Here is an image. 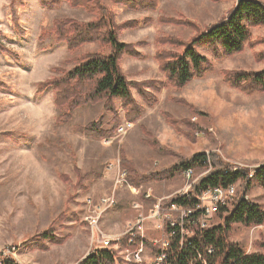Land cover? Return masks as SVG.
I'll list each match as a JSON object with an SVG mask.
<instances>
[{
	"label": "rangeland",
	"instance_id": "obj_1",
	"mask_svg": "<svg viewBox=\"0 0 264 264\" xmlns=\"http://www.w3.org/2000/svg\"><path fill=\"white\" fill-rule=\"evenodd\" d=\"M144 1L149 5L141 9L103 3L117 25H126L118 41L131 51L121 57L120 68L133 85L139 116L130 122L120 101L111 112L101 100L77 108L69 121L60 123L56 91L42 85L65 77L81 57L110 51L98 42L70 51L65 41L57 40L54 28L62 21L88 24L98 18L97 10L65 0L51 6L53 0H46L49 5L0 0V254L17 264H79L95 249L114 250L121 263L128 264L126 259L132 258L119 243L129 232L163 249L166 216L147 198L188 194L191 181L195 184L210 168L194 171L190 182L182 174L163 180V172L172 169L177 158L156 150L153 140L185 159L216 153L236 168L254 170L264 164V93H244L224 77L227 72L264 71V27L252 29L250 43L232 57L200 51L211 69L177 88L161 71L156 54H181L177 43L223 22L238 0ZM254 1L264 5V0ZM96 122L101 132L113 130L110 137L86 131ZM125 123L133 127L119 135L117 128ZM129 169L140 179L158 176L162 181L142 183L134 193L126 179L116 185L118 171ZM110 197L116 206L91 222L95 206ZM246 199L264 210V188L253 185ZM169 216L178 218L175 213ZM141 218L145 221L139 231ZM220 223L221 217L214 215L207 227ZM47 232L51 240L43 238ZM104 241L111 246L104 248ZM230 241L248 254L261 252L264 226L235 225ZM155 259L153 251L144 248L142 261L130 264H154Z\"/></svg>",
	"mask_w": 264,
	"mask_h": 264
},
{
	"label": "trees",
	"instance_id": "obj_2",
	"mask_svg": "<svg viewBox=\"0 0 264 264\" xmlns=\"http://www.w3.org/2000/svg\"><path fill=\"white\" fill-rule=\"evenodd\" d=\"M41 1L47 4L46 0ZM54 1L48 2L50 5H47H55ZM65 1H69L74 6L92 5L97 10L98 18L88 24H79L74 21L58 22L54 28L57 40L65 41L70 51L85 44L98 42L108 46L110 52L85 55L79 59L80 64L66 73L65 77L40 86L41 88L52 86L55 89L56 106L61 113L59 122L69 121L71 114L77 108L101 100L106 101V107L111 112L115 111L114 102L120 101L126 111L127 119L133 122L139 116L141 108L134 102L131 90L133 85L127 81L120 68L121 57L130 52L131 47L118 41L119 31L126 25L116 24L114 15L103 4L107 0ZM109 1L114 4L124 3L134 9L149 5L144 0ZM259 27H264V5L254 0H238L236 7L223 22L199 34L189 42L177 43L176 47L183 48L181 54L169 55L167 52H159L156 54V60L169 83L174 87L184 88L194 79L203 77L211 69L210 60L200 51L208 52L215 58L232 57L242 53L245 45L250 43L252 29ZM168 42L173 44L172 39ZM224 77L230 87L244 93H264V71L258 73L227 72L224 73ZM85 87L87 91H84ZM139 92L147 98L145 92L141 90ZM100 124L96 122L85 130L94 133L99 138L107 139L113 130L101 132ZM117 125L118 123L114 128ZM151 144L159 152L177 158L176 165L163 172V180H170L187 170L197 171L210 168L206 176L192 185L187 195L180 197L176 194L168 200L161 201L159 206L162 211H167L173 205L191 209L198 203L199 196L213 189H227L237 184L241 188L237 190L234 201L229 206L221 207L215 214L221 217V223L217 226L201 228L198 223L200 213L197 212L185 225V229L192 234L186 236L182 234L179 226L172 227L171 223L174 219L170 216L163 223L167 236L163 249L143 239L140 235L127 234L119 244L130 251H136L143 246L145 249L152 250L156 258L163 255L164 261L161 264H264V244H262L261 252L248 254L238 244L230 241V233L235 225L245 228L264 226L262 207L246 199L253 185L264 188V164L254 170L236 168L224 162L216 153H199L185 159L163 149L155 140ZM125 179L135 189H139L142 183L153 180L162 181L158 176L140 179L130 169L126 171ZM50 237L48 232L43 235L46 240H51ZM130 240H132L131 244ZM0 264L17 263L12 257H4L0 254ZM79 264L122 263L114 250L95 249Z\"/></svg>",
	"mask_w": 264,
	"mask_h": 264
},
{
	"label": "built area",
	"instance_id": "obj_3",
	"mask_svg": "<svg viewBox=\"0 0 264 264\" xmlns=\"http://www.w3.org/2000/svg\"><path fill=\"white\" fill-rule=\"evenodd\" d=\"M132 127L133 125L131 123H125L122 126H120L117 133L119 135L126 134ZM112 169H113V166H110L109 170H112ZM182 175L184 179L186 180V182H190L193 178L194 171L187 170L183 172ZM125 177H126V172L118 171V178H117L116 185H122L125 182ZM192 185H193V182L191 181L190 185H188L189 189L191 188ZM236 194H237V186L235 185L227 189L217 188V189H213V190L203 193L201 196L198 197V203L191 209L179 208L178 206L173 205L167 211H162L160 209L159 204L156 206L158 207V213H160V215L162 214L163 217L166 216L164 220L170 217L169 215H172V213L178 214V218L176 220H173L171 223L172 227L179 226L182 229L183 235L190 236L188 229H185V225L187 222H189L190 218H192V216L195 213L197 212L200 213V218L198 220V223L201 226V228H206L207 222L219 211L221 207L228 206L232 201H234ZM184 195H187V194H181L179 196L183 197ZM89 204L91 203L89 202ZM116 204H117V201L114 197L103 199L102 201H100V204L95 206L94 208L93 215L95 213L96 217L94 218L91 216L89 220L95 223L97 220L100 219V217L106 211L114 208ZM144 221L145 220L142 218L138 221L137 229L139 231H142ZM129 233L131 234V236L136 235L133 232H129ZM129 243L131 244L132 240H130ZM103 245H104V248H109L111 246V243L110 241H104ZM165 245H166V242L164 243V246ZM125 252L128 258L130 257L132 258L128 260L126 259L128 264L132 262L130 260H135L136 263L141 262L142 255L144 253V247L140 246L136 251H130V250L125 249ZM163 261H164V256L161 255L155 259L154 264H161Z\"/></svg>",
	"mask_w": 264,
	"mask_h": 264
},
{
	"label": "crops",
	"instance_id": "obj_4",
	"mask_svg": "<svg viewBox=\"0 0 264 264\" xmlns=\"http://www.w3.org/2000/svg\"><path fill=\"white\" fill-rule=\"evenodd\" d=\"M149 186V185H148ZM140 188V187H139ZM142 188V187H141ZM151 189V188H150ZM131 190L132 191H134V193H137V191L139 190V189H135V188H132L131 187ZM148 195V194H147ZM144 197L146 198V195H144ZM147 200H149V201H152V200H154L153 202H154V206H156L157 204H159V202L158 201H162V200H166V197H160V198H155V197H151V198H147ZM148 202V201H147Z\"/></svg>",
	"mask_w": 264,
	"mask_h": 264
}]
</instances>
